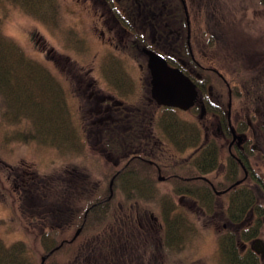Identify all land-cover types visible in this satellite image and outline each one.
<instances>
[{"label": "rangeland", "instance_id": "rangeland-1", "mask_svg": "<svg viewBox=\"0 0 264 264\" xmlns=\"http://www.w3.org/2000/svg\"><path fill=\"white\" fill-rule=\"evenodd\" d=\"M184 1L187 4L189 2V0ZM211 1L195 3L191 8L185 5L189 16V44L192 52L198 61L215 68L227 79L233 92L232 122L238 118L240 123H246L248 116L254 118L256 122H262L264 91H262L263 97L260 95L257 98L254 93H257L256 90L261 89L264 84V3L260 0H213L212 5ZM35 2L39 4L38 8L34 7ZM204 3L206 7L208 6L207 13L203 7ZM40 6L42 11L45 10L44 12L41 11ZM207 23L214 35L213 39L216 40L212 45L210 43L212 40H209L205 32ZM96 26H100L99 19L97 20V15L89 12V3L86 1L0 0V35L15 41L27 54V56L23 54L25 58H22L18 53L15 71L21 80L13 79L7 89L9 95L3 91L0 83V247L2 251L7 250L12 256L18 253L23 264H41L42 256L47 253L45 237L51 238L50 232L55 226L54 219L48 218L51 215L48 211L55 206L57 197L55 194L61 193L62 200L65 201L68 192L72 193L71 190H75L79 193L75 204L81 205L80 207L84 209L90 195L95 197L101 191L104 197L108 196L109 181L120 168L119 154L111 151V155L106 156L107 152L102 142L94 141L89 137L86 126L89 117L86 84L70 82L73 76H85L89 74V68H92L90 74L97 76L98 79L101 78L100 85L115 89V85H108L104 76L116 75L117 79L119 77L118 81L123 83L125 92L130 91L135 99L147 94V91L150 92L147 55L142 48L139 56L138 53L135 55L134 49L131 51L128 50L129 48L124 49L126 43V35H124L123 46L120 45L121 48L118 49L116 45L108 44L101 38ZM40 36L43 39L37 42L36 38ZM42 40L47 47L53 49L55 53L53 57L57 59V64L54 63L52 53L47 57L48 54L40 52L43 50ZM0 42L1 47L8 48L11 52V48L6 44H10L9 42ZM35 63H39L50 75L42 68L40 70ZM209 73V84L213 87L214 93L217 91L221 94V100L226 105L227 84L216 72ZM72 87L77 88L75 91L78 96ZM258 109L259 113L254 116ZM156 117L159 121L163 118L165 122L173 117L182 120L186 128H194L198 132V140L189 146L190 151L203 141L205 136L202 129H206L209 138L219 141L221 156L218 168L209 176L211 177L216 171L225 170L224 161L229 154L228 143L231 136L221 135L217 126L212 127L213 115L209 113L203 123L199 118L198 106L186 111L178 108L171 110L163 106L157 108ZM163 139L167 141L166 136ZM167 143L166 154L170 156L167 160L166 155L165 161L172 163L181 160L185 152L179 150L176 146L178 143L174 141ZM187 151L189 152V149ZM6 162L24 169L29 167L26 170L35 178L39 177L40 183L41 176L53 179L54 186H45L43 183L39 185L44 189L41 194L45 204L43 217L48 219L51 225H47L46 222V224L34 225L31 222L39 216L37 214L31 216L32 213L24 202L26 195L18 199L19 195L12 194L11 187H14V183L7 178ZM64 170H67L68 176L73 178L69 182L72 184L75 182V186L72 187L70 183L67 185L60 183L59 177L61 178ZM261 171L264 175V167ZM163 174L167 172H162ZM66 186H69L67 190ZM80 187L89 188V191L85 190L81 194L78 191ZM155 188L158 193L145 198L128 190L124 191L122 183L117 180L113 184L110 205L114 210H111L110 216L115 217L123 212V215L128 214V218L132 221L129 223L131 233L136 238L141 237L145 222L151 219L152 215L157 216L159 221L163 219L159 210L161 207L158 206L168 201L169 195L165 193L169 191L170 183L164 180L158 182ZM46 189L52 192H47ZM86 192L90 194L88 199L85 197ZM223 208L219 202L216 210L220 211ZM215 211L211 209V213ZM103 219L104 217L102 220H96V223L92 222L93 228H90L89 235L92 231L97 232L99 226L103 234L108 229L114 231L117 227L120 228L122 221L113 219L111 227H107L111 220L100 225L105 221ZM106 219L112 218L107 214ZM216 219L218 223L222 222L218 215ZM203 223L205 222L200 220L197 225L192 224L191 230L180 225L177 230L174 229L176 238L174 243L178 247L169 251L171 260L168 264H221L219 240L221 241V238L232 229L224 231L222 224H211L212 226L209 224V227L208 224ZM71 229L70 226H64L62 237L71 235ZM82 229L83 226L79 234ZM261 231L264 238V224ZM181 236L184 238L183 241L186 240L182 247L178 244ZM242 238L246 242L251 241V238L244 236ZM84 240L88 243L85 236L74 239L75 249L79 244H83ZM242 240L239 241L240 247ZM21 247L25 250L20 255ZM162 251L160 255L166 256L165 249ZM58 253L62 254L61 251ZM74 255L73 251L61 257L58 254L57 260L60 264H77ZM8 259L10 256L6 261H9ZM158 260L160 264L161 258L158 257Z\"/></svg>", "mask_w": 264, "mask_h": 264}, {"label": "flooded vegetation", "instance_id": "flooded-vegetation-1", "mask_svg": "<svg viewBox=\"0 0 264 264\" xmlns=\"http://www.w3.org/2000/svg\"><path fill=\"white\" fill-rule=\"evenodd\" d=\"M78 1L88 2L89 12L92 15H97L100 26H96V28L99 29V34L102 39L107 41L108 44L116 45L117 48L119 47L118 49H120L121 46H123L122 41L125 39L124 35H126V43L123 48H129L128 50L131 51L141 44H139L140 41H133L132 33H134V31L133 28L128 25V20H131V15L133 13L128 11V8L126 10L125 3H153L154 7L158 8L159 3H168L170 0ZM181 1L185 7L187 3L184 0ZM154 12L155 11H153V13ZM134 14L138 16L137 19L140 18L139 13ZM185 15L186 24L181 27V30H178V33L180 36H185L187 39L188 49L180 52V55L171 54V58H174V55L177 56L176 59L179 58L176 63L172 62L156 48L147 45H143L141 48L146 55L147 53L144 51L146 47L158 54L164 55L170 65L181 68L195 82L198 96L195 103L188 109L198 106L199 118L202 121L210 113L213 115L212 118L214 119L212 120V127L217 126L218 133L221 135L227 134V136H231L228 143L229 154L224 161L225 170L221 172L216 171L211 177L209 176L210 173H213V171L218 168L220 163V144L216 138L215 141L209 138L206 129H202L205 136L203 141L197 144L192 151H190L189 148L191 145H189V143L185 144L181 151L187 153H183L182 159L168 163L169 169H167V174L162 175V172L159 171L157 176L159 182L166 180L170 183L168 191L170 193H165V195H169L168 201L158 206L161 207L159 210L164 221H162L163 219L159 221L157 216L152 215V218L145 222L144 236L141 234V237L136 238L126 234L125 228L129 215L126 213L123 215L124 212L120 214V221H122L121 224L123 227L121 230L122 235L120 236L122 239V243L120 244V264H159V260L157 261L158 257L161 258L160 264H168L171 260L169 251L178 247L174 243L176 240L175 235H173L174 228L178 229L180 225L188 227L186 229L191 230V225H197V222H200V220H203L205 222L203 224H208L209 227L211 224L217 223L223 225L224 231L232 229L229 232H238L240 236L239 241L243 239L241 237L242 230H245L249 234H253L256 230V234L248 237V239L251 238L250 243L243 239L241 246L242 249L249 248L256 252L261 262L264 263V257L255 249V247L262 248L264 245V238L262 237L261 231L264 224V175L261 171L264 167L261 166L264 165V118H262V122H256L254 118L251 119L248 116L246 123H240V119L238 118L232 122V88L223 74L215 68L198 61L193 54L189 44L190 25L186 7ZM135 29L138 32L137 28ZM106 36L108 37L106 38ZM41 39H43L42 36L37 37L36 41L39 42ZM154 40L155 38L153 41ZM41 48H43L44 51L41 50L40 52L48 54L47 57H50L51 53L53 54L52 57L55 56L53 49L47 47L46 43H43V40ZM139 54L140 53H138V56ZM146 59L148 61V55ZM53 60L54 63L57 64V59H55V57H53ZM35 64L40 66L39 63ZM91 69L92 68H89V74H85V76H73L70 82H81L86 84V98L89 101V105L87 106L89 117H87L86 126L89 130V137H92L94 141L100 140L102 142L103 148L107 152L106 156H110L111 151H115L119 154L118 163L120 164V168L113 174L108 184L109 193L106 197L110 198L113 192L115 179L117 175L122 172L123 167H125L127 163L133 160H141L149 163H156L163 160L161 155L163 151L159 152L157 149L158 146L164 148L166 151V143L174 141L173 133L175 130H168L169 128L166 130L164 126L166 125L172 128L174 124L173 117L169 118L167 122H164V119L161 118L160 122L156 117L157 108L164 106L170 107L171 110L178 108L186 111L188 109L158 104L152 97L151 87L149 93L147 91V94H142V97L138 96V99H135L129 91V88V92H125L123 83L118 81L119 77L117 79L116 75H113V77L111 75L104 76L105 81L109 83L108 85H115V89L100 85L102 82L100 80L101 78L98 79L97 76L90 74ZM205 71L216 72L227 84L228 101L226 105L221 100V94L217 91L214 93L213 87L209 84V72ZM11 79H13V77H11ZM75 90L77 91V88L74 87L73 91L76 92ZM208 105L214 107L215 111L211 112ZM203 106L205 107V113L201 117L200 114ZM220 110H223L226 114V121L224 122L219 121L218 114ZM258 111L259 109L255 112L254 116H256V113H259ZM213 121L217 122L214 123ZM234 133L241 135V139H234ZM164 136H166L167 141L163 139ZM187 149H189V152ZM208 149L211 151L210 160L202 157V154ZM166 155L167 154H165V158ZM168 156L170 155H167V160ZM214 159V165H211ZM7 164V178L14 183V187H11L13 191L12 194L15 193L19 195L17 196L18 199H22L23 195H26L24 202L32 213L31 216H36V214L39 216L38 219L36 217V219H32L31 222L34 225L46 224L47 222L43 217L45 216L44 198L42 197L43 195H41L44 189L39 185H34L36 180H30L31 177L29 176L33 174H30V172L26 170L29 169V167L24 169V167L21 168L9 163ZM121 175L122 177L119 178L118 181L122 183L124 191H127L126 179H123V176L127 175V172H122ZM69 178L66 172H62L61 178L59 177L60 183L64 184L66 181L65 179ZM36 179L37 182H40L39 177ZM260 192H262V194ZM144 197L147 198V196ZM218 201L221 206L224 207L220 211L216 210L219 205ZM238 206H242L240 210ZM88 207L89 204L84 208L83 220L80 227L84 225L87 212L89 211ZM211 209L216 211L211 213ZM217 215L222 220L221 223L217 222ZM54 216L57 239L59 240L57 246L60 247V245L64 244V241H71L78 237L79 234L74 237L78 228L74 230L70 237H62L61 233L63 227L76 226L77 219H75V207L65 204L62 200L61 193H57ZM139 220L140 218L138 221ZM128 222L132 221L128 220ZM183 239L182 236L178 239V241H180L178 242L180 247H182V244L186 241H183ZM219 242L221 241L219 240ZM59 247L56 249L58 250ZM3 248L6 247L3 246ZM164 249L166 251V256L164 254L161 256L160 253ZM162 253L164 252L162 251ZM61 255L62 254L59 253L60 257ZM8 256H10L8 251H2L0 247V264H11V258L8 259L9 261H6ZM94 258V255H89L86 264H100L99 262H95ZM57 261V264H60L59 260ZM101 264H110V260L106 258Z\"/></svg>", "mask_w": 264, "mask_h": 264}, {"label": "trees", "instance_id": "trees-1", "mask_svg": "<svg viewBox=\"0 0 264 264\" xmlns=\"http://www.w3.org/2000/svg\"><path fill=\"white\" fill-rule=\"evenodd\" d=\"M201 1L203 2L204 0H189L187 5L189 8H191L193 4L200 3ZM212 1L211 3L213 5L214 2ZM260 1L264 3V0H260ZM34 4H35L34 7L38 8L39 4L37 2H35ZM164 5L166 8L164 7ZM125 7L126 10L128 8V11L133 13L131 15V20H128L129 21L128 25H130L134 31V33H132L133 41L134 42L140 41L139 44H141L139 46H136V49L133 50L136 52L135 55L140 51L142 52L141 47L143 45H147L149 47L156 48L159 52L163 53L166 57H168L172 62L176 63L177 59L179 58L176 59L177 56L175 55L174 58H171L172 57L171 54H179L180 52L188 49L187 39L185 38V36L184 37L182 35L180 36L178 33V30H181V27L186 24L185 7L182 1L170 0L168 3L162 2L159 3L158 8H155L153 3L145 4L144 2H133V3L128 2L125 3ZM203 7L205 9V13H207L208 6L206 7L204 3ZM39 8L42 11V6H40ZM44 11L45 10H43L42 12ZM153 11L155 12L153 13ZM134 13H139L140 18L137 19L138 16ZM135 28H137L138 32L136 31ZM205 32L208 34L209 40H212L210 41L211 45L214 44L216 40L213 39L214 35L210 31V26L208 23ZM154 38L155 40L153 41ZM0 41L9 42L10 44L8 43L6 44L11 48V52L10 50L8 51V48L4 49L3 47H1V42H0V48H1L0 83H1V88H3V91L9 95L7 89H9V86L11 82H13V79L17 78L21 80V77L17 76L15 71L16 70L15 60L18 56V53L21 55L22 58H25L24 55L27 56V54L16 42L12 40L5 39L0 35ZM38 68L40 70L43 69L40 66H38ZM28 70L30 71L31 74H34L31 69ZM208 74L210 76V73ZM11 77H13V79H11ZM262 89H264V84L262 85L261 89L256 90L257 93H254V96L258 98L260 95H262L261 97H263L262 91L264 90ZM167 108L171 109L170 107ZM208 108L211 112L215 111L214 107L208 105ZM218 117L220 122L226 121V114L223 112V110H220ZM165 121L166 120H164V122ZM174 121L175 122L172 128L166 125L164 126L166 130L168 128H169L168 130L170 129L175 130L173 133L174 142L178 143V145L176 146H178L179 150L181 151L184 148L183 146L185 144L189 143V145H192L194 144V142L198 140L197 132L195 131L194 128H186L182 120L174 119ZM179 145H181L182 147H180ZM157 149L159 152L163 151V153L161 154L163 160H160L156 163L143 162L141 160L140 161L133 160L127 163L125 167H123L122 172L125 171L127 172V175L123 176V179L124 180L126 179V186L128 187L127 190L130 191V193L134 192L136 195H139V197L147 196V198H149L153 194L155 195L156 193H158V191H156L155 186L159 182V180L157 179L156 176H158L159 171L166 173L167 169H169V166L168 163L165 161L166 151L164 150V148H160V146H158ZM202 157H205V159L208 158L210 160L211 159L210 149L206 150L202 154ZM214 162L215 159L212 160L211 165H214ZM64 171L66 172L67 170ZM121 173L117 175V178L115 180L118 181L119 178L122 177ZM29 177H31L30 180H36L34 184L35 186L40 185L42 183L45 186H51V185L54 186L52 182L53 179H51L50 177L41 176V183L37 182V179L34 176H29ZM70 179L73 178L70 177L69 179H66V181L64 182L66 184L64 185L70 183L72 187L75 186V182H73V184L69 182ZM76 186H78V184ZM66 187L67 188L65 189L67 190L69 186ZM85 190L89 191V188H85V189L81 188L78 191L82 194L85 192ZM46 191L52 192L47 189ZM71 191L72 193L68 192V196L64 202L67 205H71V207L73 206L75 207V212H76L75 219H77V225L70 226L72 228L71 229L72 230L71 235H72L74 232L73 230L75 228H78L83 220L84 209L80 207L81 205L75 204L76 197L78 196L79 193L75 192V190H71ZM56 195L57 194H55V196ZM89 195L90 194L87 193L85 197L87 198L89 197ZM104 196L103 193L100 191L97 196L94 197V195H90L89 199L87 198L88 199L87 204H89L88 207L89 211L87 212V217L84 221L83 229L81 233L78 235V238H82L83 236H85V238L88 240V243H86L84 240V243L79 245L77 244L78 246L75 249L74 247L75 243L73 242V240L64 241V244L60 245L59 250L54 249V251L47 257L44 264H56L57 255L59 254L58 253L59 251L62 252V255L70 254L73 251L75 253L74 259L77 260V263L86 264L87 260L89 259V255H94L95 257L94 261L99 262L100 264L106 258L110 260V264H120V254H121L120 244L122 243V239L120 238V236L122 235V231H121L123 229L122 224H120V228L117 227V229L114 231L113 229H111L110 231L109 229L106 230L105 234L101 233L100 231L101 226H99L97 232L92 231V233H90L89 235L90 228H93L91 224L92 222L96 223L97 222L96 220H102V218L104 217L103 220L105 221H102L100 225L102 224L104 225L106 221L111 220L107 227H111L110 225L113 219L118 220V222L120 221V216H119L120 214L115 215V217L110 216V212H112L111 210L112 209L114 210V208L111 209L110 198ZM241 207L242 206H238L239 210ZM48 212L51 214L48 216V218L50 220L55 219V216H53L55 214V206L54 208H51V210H49ZM107 214L112 219H106ZM45 220L47 222V225H51L50 223H48L47 221L48 219ZM128 220L125 229H126V234L129 236L132 235L131 233L132 230L130 228L129 225L130 222H128ZM53 227H54L53 231L50 232L52 234L49 233L51 235V238L45 237L46 252H48L49 250H51L52 248L56 247L59 244V240L57 239V230L55 226ZM174 229L177 230V228ZM245 232H246L245 230H242L241 237L244 236L248 238L249 236H252L257 233L256 230L253 234H249ZM71 235H69L68 237H70ZM173 235H175V233H173ZM239 237L240 236L238 232H228L224 237L221 238V242H220V254L222 258L221 264H263L259 256L256 254V252H254L249 248L242 249V247H240ZM24 250L25 248L23 247L20 248L19 250L20 255L21 253L23 254ZM10 258L12 260L11 264H23L21 258L19 259L18 253L15 254L14 256L10 255Z\"/></svg>", "mask_w": 264, "mask_h": 264}, {"label": "water", "instance_id": "water-1", "mask_svg": "<svg viewBox=\"0 0 264 264\" xmlns=\"http://www.w3.org/2000/svg\"><path fill=\"white\" fill-rule=\"evenodd\" d=\"M148 55L147 67L150 74L151 94L160 105L179 107L182 109L190 108L196 101L198 90L195 82L181 68L172 66L166 57L150 49H144ZM205 113V107L201 109V117ZM233 138L241 139V135L234 133ZM82 227V226H81ZM81 227L74 235L76 237ZM56 246L49 250L41 258V264L45 263L46 258L58 248ZM255 249L264 257V245L262 248Z\"/></svg>", "mask_w": 264, "mask_h": 264}]
</instances>
